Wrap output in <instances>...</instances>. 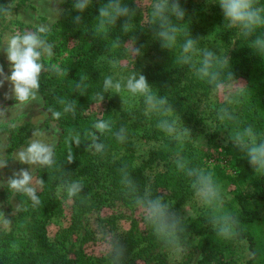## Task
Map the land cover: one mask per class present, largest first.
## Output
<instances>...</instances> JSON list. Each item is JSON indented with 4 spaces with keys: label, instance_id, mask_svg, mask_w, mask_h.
Wrapping results in <instances>:
<instances>
[{
    "label": "trees",
    "instance_id": "obj_1",
    "mask_svg": "<svg viewBox=\"0 0 264 264\" xmlns=\"http://www.w3.org/2000/svg\"><path fill=\"white\" fill-rule=\"evenodd\" d=\"M209 1L207 7L196 0H180L186 16L184 21L176 22L180 31L169 48L163 47L154 36L151 5L141 9L137 0L136 3L123 0L137 11L132 29L125 33L121 28L123 20L106 29L97 28L98 9L107 0H93L83 13L81 25L73 22V17L79 15L73 10V0L65 2L62 15L44 38L48 43L61 40L58 50L66 52V57L57 69H48L40 75L37 92L43 99L44 112L60 129L54 147L55 163L38 171V179L44 181L37 193L40 204L33 206L30 198L20 199L17 214L21 219L26 217L24 233L15 235L12 230H0V264H112L109 251L103 256L88 255L82 247L73 253L64 252L60 246L63 237L54 241L48 238L46 226L52 219L64 216V200H71L72 206L71 225L63 233L94 212L102 235L100 242L115 238L125 246L121 264H173L168 258L172 246L157 238L141 212L133 214L139 210L134 200L136 195L149 192L153 197L162 196L177 212L195 194L194 178L186 174L188 168L212 173L219 187V198L213 204H204L196 218L184 220L186 231L181 236V252L188 256L195 250L222 253L232 250L234 244L245 243L248 257L244 264H264V171L252 168L246 150L236 143V136L249 127L254 136L245 137V143L251 146L264 142V52L256 51L251 44L257 36H264V28L244 37L224 19L218 0ZM4 2L0 0V6ZM258 3L264 6V0ZM190 36L198 41L191 62L186 64L180 57ZM133 46L141 49L140 56L133 53ZM205 50L213 51L220 61L225 58L230 61L217 65L219 78L215 82L197 75ZM100 59L105 63L99 64ZM139 74L146 77L154 94L167 96L174 110L170 116L149 111L144 97L134 96L126 88L119 93L103 90L106 77L111 76L123 85L130 76ZM237 82L243 83L239 89L229 88ZM78 84L82 86L77 88ZM220 88L227 91L221 100ZM98 93L108 102L104 120L110 123V130L103 133L93 128L95 122L86 114L92 104L100 101ZM68 105L74 113L64 112ZM50 109L60 111V119H54ZM210 117L216 122L213 137L225 141L224 151L232 164L230 174L220 167L203 169V156L198 149L158 127L161 120L174 119L176 127L188 125L194 129ZM122 126L127 130V138L119 142L115 133ZM9 134L7 150L11 151L20 144L21 135L18 129ZM93 134L104 144L102 152L88 147ZM76 136L80 138L78 147L73 142ZM132 139L162 145L156 152H150L144 164L138 165ZM69 153L74 157L71 164L67 162ZM171 157L175 160L168 170L158 174L146 190L145 169L156 160L167 161ZM178 161L185 162L186 168H178ZM125 173L133 181L135 193L123 182ZM74 180L83 183V191L69 198L62 185ZM104 210H110V215L102 216ZM126 214L131 220L130 229L124 236L116 237L114 224ZM225 215L236 221L228 238L219 236L214 224Z\"/></svg>",
    "mask_w": 264,
    "mask_h": 264
},
{
    "label": "clouds",
    "instance_id": "obj_2",
    "mask_svg": "<svg viewBox=\"0 0 264 264\" xmlns=\"http://www.w3.org/2000/svg\"><path fill=\"white\" fill-rule=\"evenodd\" d=\"M92 3L93 0H73V10L79 13V15L73 17V22L76 25L82 24L83 13L91 7ZM217 4L223 12L224 19L230 26L238 28L244 37H251L258 29L264 28V6H260L258 0H218ZM150 7L151 23L155 26L154 36L162 42L163 47L169 48L175 43L177 33L180 31L176 22L184 21L186 12L181 7L180 0H151ZM0 11L4 15L10 16V6H0ZM57 12L62 15L60 8L57 9ZM136 14L137 11L123 3V0H107V3L101 4L98 9L97 28L106 29L108 26L116 25L118 21L123 20L121 28L127 33L133 27ZM47 32V26H38L35 31L16 32L7 36L6 43L3 47H0V51L6 53L11 69V74L5 75L3 66H0V87H3L5 81H9L12 85V95L19 105L27 104L37 98V92L40 88L39 77L44 69L41 59L44 56L50 57L53 52L52 45L44 38ZM197 41L190 36L183 44V55L180 57L183 63L191 62V54L196 50ZM251 44L256 51L264 52V36H257L251 41ZM132 51L137 57L142 54L141 49L135 46H133ZM202 56L200 66L196 70L197 75L200 78L209 80V82L217 81L219 78L217 65L228 64L230 63L229 59L225 58L220 61L211 50H205ZM81 86V84H78L77 88ZM122 88H126L134 96L144 97V102L149 111L160 112L165 116H170L174 111L168 103L167 96L153 93V89L144 75L139 74L138 77L132 75L123 85L120 81H114L111 76L106 77L103 81L104 92L114 90L119 93ZM97 95L102 102L104 96L99 93ZM4 111L5 109L0 111V115H3ZM50 111L54 119H60V111L51 109ZM64 112L74 113V109L71 105H68L64 108ZM158 127L169 135L176 133V121L174 119H163L159 122ZM93 128L97 132L103 133L110 130V123L100 119L93 124ZM126 132V128L122 126L115 133L116 139L119 142H124L127 138ZM43 135L44 133L41 130L33 132L34 138L27 147L16 154L20 163L44 167L53 166L55 163L54 144L46 143L43 139L38 138ZM253 136V129L249 127L236 136V143L246 150L248 162L252 168L258 172L264 171V142L252 143L251 146L245 143V137L252 138ZM92 141L88 146L89 148L98 153L104 150L105 146L99 142L97 135H92ZM73 142L78 147L80 145L79 136H76ZM73 160V155L69 153L67 157L68 164H71ZM177 166L181 170L186 168L183 161H178ZM5 167H7V163L0 162V168ZM186 174L194 178L192 187L198 199L209 205L218 200L219 187L212 173H206L201 169L188 168ZM123 182L133 193L136 192L134 183L128 178L127 173L124 174ZM33 183V174L27 168L14 173L8 179L7 186L12 191L26 194L32 201L33 206H36L40 204V200L37 196V188L33 186ZM35 183L42 186L44 181L39 179ZM62 187L65 189L67 196L72 198L81 193L84 186L81 181L74 180L65 183ZM134 203L157 238L166 246H172L176 251H181V236L186 231L184 217L175 212L162 196L153 197L149 192L136 195ZM0 218H3L5 224L11 223L10 219L5 218L3 212H0ZM214 224L218 235L228 238L232 235L236 221L230 215H225L217 218ZM106 247L111 253L112 264H121L125 246L115 238H108L106 239Z\"/></svg>",
    "mask_w": 264,
    "mask_h": 264
},
{
    "label": "rangeland",
    "instance_id": "obj_3",
    "mask_svg": "<svg viewBox=\"0 0 264 264\" xmlns=\"http://www.w3.org/2000/svg\"><path fill=\"white\" fill-rule=\"evenodd\" d=\"M67 0H5L2 6H10V16L4 15L0 11V47L6 43V37L25 30L33 31L38 26L50 27L59 20L61 14L57 12L60 8L64 11V4ZM200 4L210 6L209 0H196ZM137 4L141 9H146L151 5L150 0H137ZM236 29V27H233ZM61 40L49 43L52 45V55L44 56L41 63L44 66L41 74L48 69H57L66 57V52L58 50ZM234 44V41L232 45ZM99 64L105 63L104 59H100ZM0 66H3L5 75L11 74L9 61L6 53L0 51ZM40 74V75H41ZM243 85L242 82L231 84L232 90L239 89ZM12 85L9 81H5L3 87H0V111H4L0 115V162H6L7 167L0 168V212H3L6 219H10V224H5L3 218H0V230L11 231L15 235H22L27 228L26 217L20 218L17 209L21 203V197L28 199L29 197L22 192H15L8 188V179L21 169H27L32 172L34 177L33 186L37 188V193L41 191V186L35 181L39 180L38 171L43 167L39 165H26L17 160V153L23 150L34 138L33 132L41 130L44 135L38 137L46 143L56 146L60 134L57 124L51 121L43 110V99L37 94V98L24 105H19L12 95ZM219 99L227 96V91L223 88L219 89ZM106 100L92 104L86 114L94 121L103 119L107 111ZM203 108H201L202 110ZM215 119L213 117L205 118L196 128L186 126L176 127V133L171 137L186 140L191 143L203 156V169H213L220 167L227 174L232 173V164L229 157L224 151L225 141L222 137H213L215 129ZM18 129L21 135V142L18 146L8 151V137L12 130ZM133 152L138 165L144 164L148 160L150 152H156L161 148V142H152L144 139H132ZM175 158L171 157L167 161L156 160L150 168L145 169L144 177L146 180V190L153 184L156 176L166 172L169 165L174 162ZM242 189H246L242 186ZM60 195V192H59ZM65 214L64 216L52 219L46 226L47 236L51 241L55 239H63L60 246L64 252L73 253L80 247L88 255L103 256L108 253L106 242H100L102 235L100 233L97 214L94 212L83 216L73 229L67 233H63V229H67L71 225L70 208L71 200H64ZM203 203L194 194L186 201L177 213L186 219H194L203 209ZM110 210L102 211V216L110 215ZM133 214L140 215L137 210ZM132 214V215H133ZM131 220L129 215L122 216L114 224V235L116 237L124 236L130 229ZM86 238H94L95 241L85 242ZM232 250L222 253L203 252L195 250L189 256L184 252L176 251L173 247L169 249L168 258L173 264H219L220 262L227 264H244L248 257L247 245L245 243L234 244Z\"/></svg>",
    "mask_w": 264,
    "mask_h": 264
}]
</instances>
